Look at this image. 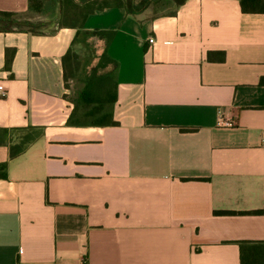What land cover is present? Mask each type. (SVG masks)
<instances>
[{"label": "crops", "instance_id": "obj_1", "mask_svg": "<svg viewBox=\"0 0 264 264\" xmlns=\"http://www.w3.org/2000/svg\"><path fill=\"white\" fill-rule=\"evenodd\" d=\"M31 2L0 0L54 29L0 32V264H241L264 243V14L238 0L90 14L117 82L118 125L99 127L64 81L77 30L59 28V0L52 19Z\"/></svg>", "mask_w": 264, "mask_h": 264}, {"label": "trees", "instance_id": "obj_2", "mask_svg": "<svg viewBox=\"0 0 264 264\" xmlns=\"http://www.w3.org/2000/svg\"><path fill=\"white\" fill-rule=\"evenodd\" d=\"M62 8V18L59 22V28L71 26L77 30L76 37L72 47L63 58L64 81L67 88H71V82L76 81L78 87L74 91V99L77 101V107H81L86 112L87 120L92 126H116L118 123L113 119V108L117 99L116 76L113 72H107L106 68L112 60L107 53L98 55L91 46L89 38L92 35H102L99 32H89L84 28L86 18L100 10L107 8L120 7L125 8L130 14H140L148 9H152L155 16H175L178 8L187 0H59ZM242 11L246 14H264V0H238ZM58 11V0H40L35 3L32 0L29 12L37 16L54 18ZM23 14H15L0 11V32H10L12 30H21L14 28L15 25L25 26L26 29L35 34L54 31L53 26L39 19H24L20 21L17 17ZM81 45L86 51H93L97 58L96 65H92L91 55L82 56L75 47ZM14 49L6 50L5 68L11 70ZM90 54V53H89ZM225 52H209L208 60L211 62H224ZM21 149L18 155L22 153ZM7 165H0V176L6 178ZM260 211L252 212H230L221 211L216 214L235 215V214H260ZM241 264H264V243L255 245H243L241 250Z\"/></svg>", "mask_w": 264, "mask_h": 264}, {"label": "rangeland", "instance_id": "obj_3", "mask_svg": "<svg viewBox=\"0 0 264 264\" xmlns=\"http://www.w3.org/2000/svg\"><path fill=\"white\" fill-rule=\"evenodd\" d=\"M149 11H151L150 13H151V15H154L155 13L153 12V10L152 9H149ZM17 19H21L20 21H23L24 19H28V17H24V16H21V17H17ZM27 20H24V22H26ZM14 28H18V29H26V25L25 26H19V25H15L14 26ZM75 50L80 54V55H82V56H89V55H91L90 57L92 58V65L94 66V65H96V63H97V58H96V55H95V53H94V50L91 52V51H86V49L84 48V47H82L81 45H78V46H76L75 47ZM90 53V54H89ZM75 87H78V83L76 82V81H73V82H71V88L72 89H70V96L72 97V98H74V91L76 92V89L77 88H75Z\"/></svg>", "mask_w": 264, "mask_h": 264}, {"label": "built area", "instance_id": "obj_4", "mask_svg": "<svg viewBox=\"0 0 264 264\" xmlns=\"http://www.w3.org/2000/svg\"><path fill=\"white\" fill-rule=\"evenodd\" d=\"M149 43L153 45L155 43V39L151 38L149 40ZM8 90L4 85H0V97H7ZM236 126V122L232 119L226 118L224 113L219 114V120H218V127L221 128H233Z\"/></svg>", "mask_w": 264, "mask_h": 264}]
</instances>
